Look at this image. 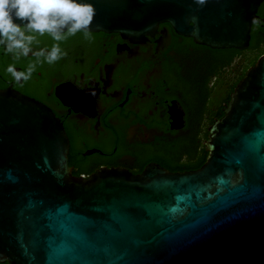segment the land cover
<instances>
[{
  "label": "water",
  "instance_id": "water-1",
  "mask_svg": "<svg viewBox=\"0 0 264 264\" xmlns=\"http://www.w3.org/2000/svg\"><path fill=\"white\" fill-rule=\"evenodd\" d=\"M264 0H81L83 32L142 43L160 25L245 50ZM207 129L205 163L72 175L69 141L34 99L0 90V264H264V55Z\"/></svg>",
  "mask_w": 264,
  "mask_h": 264
},
{
  "label": "flooded vegetation",
  "instance_id": "flooded-vegetation-1",
  "mask_svg": "<svg viewBox=\"0 0 264 264\" xmlns=\"http://www.w3.org/2000/svg\"><path fill=\"white\" fill-rule=\"evenodd\" d=\"M256 16L245 50L197 45L168 24L142 43L81 31L59 42L66 53L61 60L38 63L19 83L7 66L25 71L36 58L16 61L0 49V90L34 99L55 115L69 141L74 177L102 169L140 175L151 165L169 173L196 171L206 158L209 122L236 81V62L255 65L264 55V2ZM37 41V51L56 43L47 34Z\"/></svg>",
  "mask_w": 264,
  "mask_h": 264
},
{
  "label": "clouds",
  "instance_id": "clouds-1",
  "mask_svg": "<svg viewBox=\"0 0 264 264\" xmlns=\"http://www.w3.org/2000/svg\"><path fill=\"white\" fill-rule=\"evenodd\" d=\"M93 15V7L81 0H0V49L16 61L29 54L36 58L25 71H17L15 64L5 71L17 83L26 82L38 63L51 65L61 60L66 53L59 42L88 29ZM45 34L56 43L50 49L34 50L37 37Z\"/></svg>",
  "mask_w": 264,
  "mask_h": 264
},
{
  "label": "trees",
  "instance_id": "trees-1",
  "mask_svg": "<svg viewBox=\"0 0 264 264\" xmlns=\"http://www.w3.org/2000/svg\"><path fill=\"white\" fill-rule=\"evenodd\" d=\"M238 55H239V52H236V57L235 58H238ZM2 62L0 61V64ZM3 65V64H2ZM2 65H0V68H2ZM254 65V63H252L250 66H244L242 68V71L241 72H238V74L236 75V81L234 82L233 85H230L229 87V91L227 93V95L224 97V99H222L221 103H220V106L219 108L217 109L216 113L214 114V118L213 120H210L209 122V125H211L214 121L220 119L222 117V108L225 104H227V102L229 101V98H230V94L234 91L235 87L237 86V84L240 82V80L243 78L245 72ZM204 94H206V92H204ZM205 100V99H204ZM206 133L205 132V135H204V139H206ZM204 157H206V153L204 154ZM205 160L206 158H204V163H205ZM6 264V263H5Z\"/></svg>",
  "mask_w": 264,
  "mask_h": 264
},
{
  "label": "rangeland",
  "instance_id": "rangeland-1",
  "mask_svg": "<svg viewBox=\"0 0 264 264\" xmlns=\"http://www.w3.org/2000/svg\"><path fill=\"white\" fill-rule=\"evenodd\" d=\"M241 63H242L241 61H237V62H236V66H235L236 73H238V72L241 70V68L244 67V65L241 64ZM217 98H219V96H218ZM217 98H215V103H216V101H217Z\"/></svg>",
  "mask_w": 264,
  "mask_h": 264
}]
</instances>
